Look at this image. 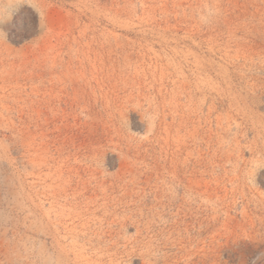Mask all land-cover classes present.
I'll use <instances>...</instances> for the list:
<instances>
[{
    "label": "rangeland",
    "instance_id": "1",
    "mask_svg": "<svg viewBox=\"0 0 264 264\" xmlns=\"http://www.w3.org/2000/svg\"><path fill=\"white\" fill-rule=\"evenodd\" d=\"M0 264H264V0H0Z\"/></svg>",
    "mask_w": 264,
    "mask_h": 264
}]
</instances>
